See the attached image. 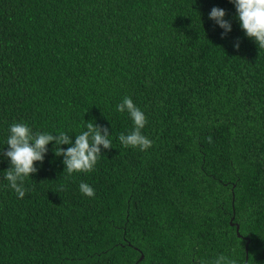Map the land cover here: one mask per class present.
Segmentation results:
<instances>
[{
	"label": "trees",
	"instance_id": "16d2710c",
	"mask_svg": "<svg viewBox=\"0 0 264 264\" xmlns=\"http://www.w3.org/2000/svg\"><path fill=\"white\" fill-rule=\"evenodd\" d=\"M213 7L232 24L223 38ZM235 13L230 0H0V150L13 123L73 143L93 123L112 141L72 175L50 142L23 198L0 155V264H264V49ZM125 96L147 151L118 139L133 129Z\"/></svg>",
	"mask_w": 264,
	"mask_h": 264
},
{
	"label": "clouds",
	"instance_id": "9594fccd",
	"mask_svg": "<svg viewBox=\"0 0 264 264\" xmlns=\"http://www.w3.org/2000/svg\"><path fill=\"white\" fill-rule=\"evenodd\" d=\"M235 6L236 18L239 20L240 28L244 34L253 39L259 49H264V0H230ZM226 11L220 7H213L209 12V19L224 29L222 38L232 29V24L225 19ZM239 48V42L234 44ZM119 113L127 112L133 122V129L129 134L121 132L119 141L123 147L138 148L140 151H147L153 145V141L142 134L141 130L147 123L144 112L125 96L121 103L116 105ZM109 129L98 124L87 123L86 130L76 135L74 143L66 132H59L54 135L47 132H35L26 123H13L9 126V135L5 142L7 150H0V155L7 158L10 164L4 171V179L8 186L14 190L19 198L26 194L24 182L31 174L36 173L38 168L36 162L43 163L45 154L48 152L47 145L54 142L53 151L56 156H63V164L68 175L74 172L89 173L94 170L103 149L112 148V141L109 139ZM212 142V137H208ZM71 145L62 148L60 145ZM79 190L88 197L95 196V190L87 183L81 182ZM212 264H236V261L225 255L218 256Z\"/></svg>",
	"mask_w": 264,
	"mask_h": 264
},
{
	"label": "water",
	"instance_id": "95a60500",
	"mask_svg": "<svg viewBox=\"0 0 264 264\" xmlns=\"http://www.w3.org/2000/svg\"><path fill=\"white\" fill-rule=\"evenodd\" d=\"M236 230L238 231V224L237 223H236ZM140 258H142V256Z\"/></svg>",
	"mask_w": 264,
	"mask_h": 264
}]
</instances>
